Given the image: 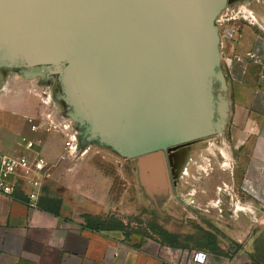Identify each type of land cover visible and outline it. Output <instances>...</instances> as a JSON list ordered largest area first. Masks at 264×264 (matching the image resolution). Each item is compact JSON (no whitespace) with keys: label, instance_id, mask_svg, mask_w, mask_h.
<instances>
[{"label":"water","instance_id":"obj_1","mask_svg":"<svg viewBox=\"0 0 264 264\" xmlns=\"http://www.w3.org/2000/svg\"><path fill=\"white\" fill-rule=\"evenodd\" d=\"M224 1L0 0V67L57 74L53 96L83 141L138 159L141 180L164 187L150 181L158 165L168 188L165 152L220 134Z\"/></svg>","mask_w":264,"mask_h":264},{"label":"crops","instance_id":"obj_2","mask_svg":"<svg viewBox=\"0 0 264 264\" xmlns=\"http://www.w3.org/2000/svg\"><path fill=\"white\" fill-rule=\"evenodd\" d=\"M255 18L264 22L260 12ZM232 27L233 37L224 40L219 47V64L225 72L230 96L227 136L238 177L234 182H227L224 188L229 191L231 202L239 198L246 203L235 202V213L247 211L264 215V33L254 27L241 28L238 23ZM28 80L15 75L13 79L0 81V154L25 153L22 139L30 136L26 119L39 114L36 84ZM44 145L43 141L41 153ZM222 151L229 155L225 159L220 152L225 161L222 167L230 169L232 157L226 144ZM47 154L51 153L43 155L47 157ZM61 167L63 171H51L35 200H30L32 189L24 183L17 186L12 196L0 195V264H198L192 260L193 251L206 254L205 264H251L254 250L249 236L238 242L245 244L243 248L227 257L207 249L168 247L156 239L126 236L124 231L87 227L84 215L98 214L87 211L82 220L71 211L76 202L83 199L81 196L93 200L103 196L104 183L90 172L89 165L84 169L64 163ZM188 179L182 174L176 180ZM49 183L51 188L47 186ZM201 194L204 195L205 190L184 202L203 210ZM213 202L218 207V200ZM208 204L212 207L211 202ZM85 206L95 208L93 202H86ZM49 209H57V213ZM240 228L243 233L248 226ZM171 255L182 257L170 261Z\"/></svg>","mask_w":264,"mask_h":264},{"label":"rangeland","instance_id":"obj_3","mask_svg":"<svg viewBox=\"0 0 264 264\" xmlns=\"http://www.w3.org/2000/svg\"><path fill=\"white\" fill-rule=\"evenodd\" d=\"M242 6H245V3L241 1H235L233 4L227 3V0L224 1V6L216 17L219 47L224 40H227L224 37V31L237 23L241 28L254 27L264 33V22L257 21V23H253L251 20L242 17L243 13L238 12ZM246 7L253 12L254 16L257 12L264 15V4H258L254 0H250V5H246ZM231 15L236 16V18L229 19ZM41 70H43L41 67L24 69L0 67V81L8 77L13 79L15 75H18L21 79H29L36 84L35 91L39 113L53 109L52 106L55 102L51 101L52 105L43 103L46 96L51 95L54 101L62 104L55 96L52 97L55 84L56 93L61 92L58 75L45 73L44 76H40ZM217 70H221L223 76L218 73V78L221 81V91H219V83L214 79L211 80V93L213 100L217 96L218 113L217 122L216 112L213 113L212 122H216L215 125L220 134L205 137L191 145L192 154L188 152L191 155L190 161L192 162L187 167L189 173L187 181L169 179V187L167 188L161 175L158 172L156 174L151 171L152 178H150V181L164 187L143 182L140 178L138 159H127L113 148L100 145L94 141H85L84 145L79 148L75 158L62 162L59 160V155L62 151L63 137L57 132L42 135L45 142L42 153L44 155L46 152L51 153L50 155L47 154L46 158L53 167L52 171H63L61 165L64 163H72V166L78 165L83 168L89 165L91 167L90 172L97 175L101 179V183L102 181L104 183L103 196L98 197L97 200L81 196L83 199L76 202L71 213L82 220L83 215L88 213L87 211L97 213L102 218L113 215L126 225L124 231L126 236H135L140 239H156L157 235L151 230L154 225H159L170 233L180 235L195 234L197 233L196 228L201 227L211 232L215 236L218 246L229 255L235 253L239 248H243L245 244H239L238 242L243 241L248 236L251 238V246L254 251L259 246L264 247V215L260 212L257 213L258 215H254L253 212L247 211L235 213V202L244 205L246 203L239 198L231 202L229 191L224 188L227 182L236 181L238 174L234 169V152L230 149L227 136V112L229 116L231 109L228 85L222 64L217 66ZM220 102L226 103L227 120L224 129L223 127L219 128L222 120L218 107ZM53 111L56 113L54 109ZM55 118L57 122H60L61 119L57 114ZM225 144L231 152L230 169L222 167L225 163L223 159L225 156L222 151ZM169 168L171 173V167L169 166ZM50 183L58 184L57 181H51ZM50 183L47 185L48 187L51 186ZM60 183L62 184V182ZM62 188L60 187V189ZM218 188L221 190L218 191ZM203 190H205V194H201L204 202L201 208L203 210H199L197 205L184 202L187 198H196L199 192ZM215 199L218 200V207L212 206L213 204L217 205L213 202ZM86 202H93L95 208H88L85 206ZM210 202L212 207L208 204ZM245 224L248 226L247 232L240 233L241 225ZM184 250L190 249L185 248Z\"/></svg>","mask_w":264,"mask_h":264},{"label":"built area","instance_id":"obj_4","mask_svg":"<svg viewBox=\"0 0 264 264\" xmlns=\"http://www.w3.org/2000/svg\"><path fill=\"white\" fill-rule=\"evenodd\" d=\"M242 17L245 18L244 16ZM235 18L236 16L234 15L229 17V19ZM234 32V27H228L224 31V37L231 39ZM51 101L55 102L52 108L56 113H54L53 109H49L47 112L39 113L36 117H28L26 119L30 136L22 139L25 153L13 156L0 154V195L10 197L17 186L20 183H24L32 189L29 192L30 200L37 198L39 190L50 178L53 168L49 160L40 152V147L43 143L42 135L57 132L63 137L62 151L59 155L60 161L75 158L81 145H84L81 129L71 118L65 115L66 110L69 108L54 101L51 95L46 96L43 103L50 105ZM56 114L61 119L60 122H57ZM181 257L178 258L171 255L169 259L170 261L180 260ZM192 260L198 264H205L206 254L193 251Z\"/></svg>","mask_w":264,"mask_h":264},{"label":"trees","instance_id":"obj_5","mask_svg":"<svg viewBox=\"0 0 264 264\" xmlns=\"http://www.w3.org/2000/svg\"><path fill=\"white\" fill-rule=\"evenodd\" d=\"M51 203V202H50ZM58 205V201L56 202ZM58 208V207H57ZM54 213H57V209H49ZM84 220L86 222L87 227L95 230H104V231H112V230H119L125 231L126 225L124 223L114 217L113 215L102 218L99 216H92L89 214L84 215ZM197 233L189 234V235H180L175 233H170L160 227L159 225H154L151 227L153 233L157 235L156 240L168 247L172 248H183V249H207L210 252L217 254V255H225L229 257L227 252H224L217 244L215 236L201 228L197 227ZM251 264H264V247H258L255 249Z\"/></svg>","mask_w":264,"mask_h":264},{"label":"flooded vegetation","instance_id":"obj_6","mask_svg":"<svg viewBox=\"0 0 264 264\" xmlns=\"http://www.w3.org/2000/svg\"><path fill=\"white\" fill-rule=\"evenodd\" d=\"M235 1H241V2H243V3H245V6H242L241 8H240V11L243 13V16L245 15L244 14V11L242 10V8H246V10H248L249 11V14H248V17H245L246 19H248L249 21L251 20L253 23H257V20H256V18H255V16L253 15V12L251 11V10H249L247 7H246V5H250V0H227V3H229V4H233ZM255 2H257L258 4H264V2H263V0H254ZM264 9V8H263ZM251 16V17H250ZM250 18V19H249ZM195 143H193V144H188V145H183V146H180V147H178L176 150H174L173 152H165V156H169L170 155V159H171V162H172V165H173V167H172V170H173V176L175 177V178H181V175L183 174V173H181V171H182V169H181V165H183L182 163H191L192 161H190V159L191 158H189V160L188 159H186L185 157H186V151H189L191 154H192V149H191V145H194ZM177 152V153H176ZM185 152V153H184ZM181 153V154H180ZM184 154V155H183ZM180 155H183L182 156V158L178 161L177 160V157L178 156H180ZM190 157H191V155H190ZM186 167V166H185ZM186 169H187V167H186ZM169 170H170V168H169ZM175 170V171H174ZM177 170V171H176ZM176 172V173H175ZM178 173L180 174V176L178 175ZM184 176H186V175H184ZM189 176V175H188ZM187 176V177H188ZM173 177H172V175H171V173H170V175H169V179L171 180ZM190 203H192V202H190Z\"/></svg>","mask_w":264,"mask_h":264},{"label":"bare ground","instance_id":"obj_7","mask_svg":"<svg viewBox=\"0 0 264 264\" xmlns=\"http://www.w3.org/2000/svg\"><path fill=\"white\" fill-rule=\"evenodd\" d=\"M242 10L244 11V16L245 17H248V14H249V11L248 10H246V8H242ZM251 17V16H250ZM250 19V18H249ZM226 103H222V102H220L219 103V112H220V115H221V117H222V120H221V125H219V128L221 129L222 127H223V125H224V122H225V118H226ZM219 124V123H218ZM187 153H186V159H188L189 160V158H191L190 157V154H189V152L188 151H186ZM177 153V152H176ZM185 153V152H184ZM181 154V153H180ZM184 155V154H183ZM183 155H180V156H178L177 157V160L179 161L181 158H182V156ZM224 156H225V158L227 159L228 158V156H227V154L226 153H224L223 154ZM169 157H170V155H169ZM170 159V158H169ZM228 165V164H227ZM226 166V165H225ZM170 167H171V174H172V177L174 178V179H177V178H175L174 176H173V170H172V167H173V165H172V162H171V159H170ZM181 169H182V171H181V173H183V175H186V176H188L189 175V173H188V171H187V169H186V167H185V165H181ZM151 171L152 172H155L156 174H157V172L161 175V178L163 179V182H164V176H163V172L161 171V168H159L158 167V165H156V164H153L152 165V167H151ZM175 171V170H174ZM177 171V170H176ZM176 173V172H175ZM178 175L180 176V174L178 173ZM219 190V189H218ZM213 207H217V205L216 204H213L212 205ZM237 209L239 210L240 209V206L239 205H237Z\"/></svg>","mask_w":264,"mask_h":264}]
</instances>
